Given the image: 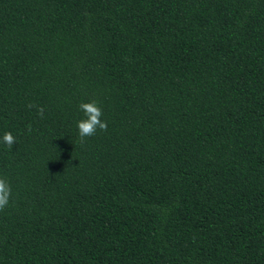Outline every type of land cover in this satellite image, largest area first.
<instances>
[{"label": "trees", "instance_id": "obj_1", "mask_svg": "<svg viewBox=\"0 0 264 264\" xmlns=\"http://www.w3.org/2000/svg\"><path fill=\"white\" fill-rule=\"evenodd\" d=\"M0 178V264H264V0H0Z\"/></svg>", "mask_w": 264, "mask_h": 264}, {"label": "clouds", "instance_id": "obj_2", "mask_svg": "<svg viewBox=\"0 0 264 264\" xmlns=\"http://www.w3.org/2000/svg\"><path fill=\"white\" fill-rule=\"evenodd\" d=\"M32 107V105H29ZM79 109L84 114V119L77 122L78 137L83 142L85 138L94 136L97 130L106 131L107 122L101 120L103 115L101 108L96 101L81 103ZM38 115H43L42 109H38ZM2 142L11 149L15 144V137L10 132H5ZM11 187L8 182L0 178V210H3L9 203Z\"/></svg>", "mask_w": 264, "mask_h": 264}]
</instances>
